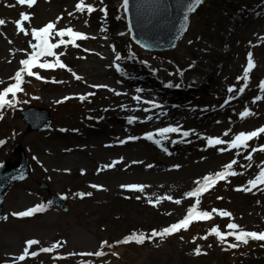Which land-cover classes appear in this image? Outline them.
<instances>
[{"label":"bare ground","instance_id":"6f19581e","mask_svg":"<svg viewBox=\"0 0 264 264\" xmlns=\"http://www.w3.org/2000/svg\"><path fill=\"white\" fill-rule=\"evenodd\" d=\"M50 1L62 4L65 0H37L31 9L27 5L16 4V0H0V20L5 21L3 25H0V52L3 50L5 53V57L0 58V73H2L0 82L10 80L9 78L13 75L10 74L9 69L20 63L21 59L26 58L24 50L31 51L28 43L30 35L18 34L15 27L20 13L23 11L31 16L30 23L25 22L30 33L33 27L40 28L44 22L56 21V19L50 18V6L45 4L39 6L40 9L37 11L30 13L39 5L38 3L45 2L47 4ZM114 1L117 5L114 4ZM239 1L236 4L235 0H221L216 9H213L217 14L210 16L209 20L215 18L217 21L218 11L224 14V23L220 25L218 35H212L209 29L213 22L208 21L204 27L203 35L191 43L188 42L186 50L190 51L189 49L193 47L194 50L191 52L194 53V56H190L186 61L180 60L181 68L178 75L173 76V79L175 83L179 82L182 88L173 93H170L169 89H163L156 79L157 75L152 74L146 65H142V62L137 58L138 52L134 51L129 54L124 41L125 37L120 35L122 20L115 16L116 12L123 13L121 0H103V3L100 0H88L96 8V11L87 16V26L85 25L86 20H77L80 18H73L65 23L60 21L57 27H71L74 31L84 33L90 38L77 41L79 44H84L81 47L82 53L77 58V60L85 62L84 66L79 67L81 79L77 80L72 75L73 77L68 80H61L57 86L61 96L57 100H50V104H57L65 94L82 92L77 91L79 87L107 85V88L92 87L100 95L103 94L100 110L106 114V118L103 116L102 119L96 120L98 126H93L92 129L73 127L66 131L56 127L44 136L35 137V142H32L30 150L32 161L45 165L44 174L50 179L61 175L70 176L73 174L77 176L74 184L80 186V189L76 193L91 192L92 195L88 197H97L102 201L106 197H127V200H133L137 204L149 199H156L158 196L174 197L173 194L179 195V191H169L168 189L170 187L177 189L190 184L191 178L195 174L203 175L202 178L208 175V171L204 169L208 164L204 163L209 154L211 153L209 158L212 155L219 154L220 156L223 153L217 151V148H226L227 146L222 144L216 148L208 147L206 140L202 137H219L222 140H230L231 136L233 137L244 129L248 130L254 127L253 130H255L264 126V99L250 106L249 110L253 115L243 120L239 116L241 113L239 110L247 104L249 96H253L254 92H260L257 87L260 80L253 81L252 79L251 87L248 89L246 86L242 95L238 91L235 94H229L227 90H223L222 101L230 96H234V98L228 104H223L221 108L218 107V103L214 104L212 109L215 111V115L206 110L195 114L186 111L185 114L180 115L181 112H173L169 106L174 104L175 107L181 108L187 99H192L189 97L192 94H197L198 97L202 93L206 94L208 90L206 87L209 83H213L216 78L223 76L229 70L237 56V49L240 47L246 48L256 55V65L252 75L262 72L264 69V40L260 38L264 37V32H260V26L261 23L264 25V0ZM103 7L107 8L106 17L100 11ZM227 7L232 8L234 13L227 14ZM101 28L106 31L101 32ZM91 37H95V39ZM64 39L68 40V37ZM113 45L116 51L124 57L121 61L115 62L124 69L123 72L118 73L113 66L115 60L111 47ZM66 48L73 47L71 44H68L67 47L63 45L60 47L62 50ZM85 49L89 51H85ZM56 50L58 51L59 48ZM62 50L60 51L63 52ZM43 59L41 58V60ZM261 75L263 74L261 73ZM86 78L88 82L84 81ZM242 79L243 77L241 82ZM262 80H264V76ZM136 81L149 83L150 91L142 88V92H136V89L139 88ZM108 88L114 91H108ZM117 92L121 94L116 95ZM257 95L264 96V93ZM133 96H140L141 100L137 102L133 100ZM148 98L152 101H163L162 107L150 108V105L143 103ZM38 101L44 103L46 100L41 97L38 98ZM144 108H150V110L145 112L142 110ZM106 109L107 111H105ZM221 114L222 116L216 121L211 120ZM129 116L136 118L134 123L128 124ZM148 117H151V120H148ZM234 125L237 126L236 129L240 130H232ZM167 126H182L183 130H188L191 134L187 138L173 134L172 136H176L177 143H171L170 138L163 140L160 146L143 138L146 132L155 133L157 129ZM14 127L18 129V135L25 143L30 144L22 125L15 122ZM225 127L228 128V131L230 130L228 136L223 135ZM131 136L138 137V139L128 140L127 138ZM120 140L126 142L120 144ZM248 143L250 147L244 149V156L251 152V148H259L264 143V134H261L259 139H253ZM227 152L233 153L234 150ZM39 154L41 158H38ZM252 155L253 157L258 156L252 162V165L257 168L256 165L264 161V156L261 157L264 152L257 151ZM114 161H120V163L111 168L104 167ZM134 161L138 163H134ZM149 164L152 167H147ZM174 165H180L179 169H175ZM82 170L84 174H81ZM131 184L146 185L147 187L143 192L128 191L121 187ZM90 185L102 187L92 188ZM255 191L258 194V201L249 204L248 215L257 221L260 215L256 216V211L264 210V186H258ZM186 192L184 190L182 195ZM137 196L140 199H137ZM28 208L29 206L23 207L16 213ZM11 216L18 222L24 219L14 217L12 214ZM34 217L35 215L23 223L33 222L31 220H34ZM261 222L264 223L263 219ZM45 223L49 224L47 221ZM35 227L36 225H31L26 229ZM79 234H81L79 231L73 232L74 236H81Z\"/></svg>","mask_w":264,"mask_h":264},{"label":"rangeland","instance_id":"374dc122","mask_svg":"<svg viewBox=\"0 0 264 264\" xmlns=\"http://www.w3.org/2000/svg\"><path fill=\"white\" fill-rule=\"evenodd\" d=\"M220 1L221 0H204V3L200 5L190 17L188 28L184 32L183 37L177 42L175 49L165 50L164 52L152 53L136 47L130 40V37L127 39L125 36V31L127 30V17L124 13V9L122 15L120 12H116L115 16L119 17L121 20L124 18V20H122L121 33H124L122 37H125L124 41L128 52L132 53L134 50H137V58L139 61L143 62L142 65L145 66L146 64L153 72L158 70V79L161 81L162 87L170 91H177V88L174 86L165 87V84L168 83L173 85L176 84L169 75L170 73L175 74L180 70V66L182 65L180 60L186 61L190 56H194V53L191 52L194 48H190V51L186 50L187 44L189 41H195L200 35H203L204 27L208 21L213 22L212 27L209 29L212 35H218V32H220V25L224 23V14L218 11L219 15L217 21H215V18L209 20V17L215 15L216 12H214L213 9H216ZM235 2L238 4L240 1L235 0ZM76 3L77 0H65L62 4L54 1H50L47 4L42 2L38 3L39 5L37 4L38 6L30 13L37 11L40 9L39 6L45 4L50 6V18L56 19L55 17L57 16L63 17L61 23L68 22L73 18H80L77 20H87V13L81 14L75 11ZM86 4L89 3L86 2ZM114 4L117 5L116 2ZM225 7L224 5V8ZM69 12H72L73 15L69 16ZM228 13H234V10L227 7V14ZM261 31L264 32V25L262 23L260 26V32ZM94 33H97V31H94ZM79 47L82 46L79 45ZM248 52L246 48H238L234 63L223 76L216 78L213 83H209L206 87V90L208 89L206 94L202 93L199 97L197 94H192V99H188V104H184L183 107L178 110L173 107L172 110L174 112H182L183 109L187 107L191 113H195L199 109L204 110L206 105L210 106L212 109L214 104H219L221 102L223 90H227L230 86H235L237 89L238 86H245V81L242 79L241 82L240 80L243 77V68L247 64ZM65 53L64 61L68 62V69L77 72V75L81 74L79 67L84 66L85 62L77 60V57L82 52L80 50L66 49ZM252 54L255 63L256 55L253 52ZM3 56L5 57V53L1 50L0 58ZM19 68L20 66L16 64L13 65V68L9 69L10 74L12 72L14 76ZM135 71L138 72V70ZM261 73L263 75H261ZM261 73L252 75L253 69L251 70L249 74L250 79L247 81L248 89L251 87L252 79L253 81L256 79L262 80L264 69ZM63 76H66V79L70 77L66 71L58 70L57 76L54 79L55 82L48 81L49 83L45 85L35 79L34 76L28 77L24 82V91L20 93L21 97L19 100L24 101L23 98L25 95V100H27L28 103H21L19 107L24 108L26 105H31L44 107L49 110L52 121L50 124L51 128L48 130L38 132L29 131L27 124H25L23 118H21L19 112H15L12 115L10 110L0 109V115L3 116V118L0 119V140L4 141V144L0 145V163L7 159L14 160L15 156L12 150L16 145H20L32 169V173L27 179L14 184L5 193L2 206L4 216L7 217V219L0 223V264H49L54 260H59L62 264H101L98 257H82L76 254L94 253L97 250H101L100 244L102 241H108L109 244L112 245V247L106 246L102 249L103 252L105 249H116L119 245L117 241L123 240L124 237L133 232L143 233L147 236L153 229L160 230L163 227L178 222L186 215L187 209L195 203V198H185L182 193L184 190L190 191L196 187L194 181L202 180L203 175L195 174L191 178L190 184L177 189L173 187L168 189L169 191L177 190L180 192L179 195L173 194L174 197H172L173 201L176 199L181 200L180 205H176L172 201L161 200L156 206H153L152 202L156 201L158 197L164 196H158L156 199H149L139 204L135 203L133 200H127L125 197L118 196L113 198L106 197L103 201L97 199V197L91 198L85 196L84 198H80L76 195V191L80 189V186L74 184L77 176L73 174L70 176L61 175L55 179L47 177L43 171L46 166L42 164L35 165L30 159L32 142H35L34 138L52 132L56 129V126L59 125L68 127V131L71 127L92 128V126L96 125L93 124L94 121H88V119L85 118V114L89 115V117H92L94 120L101 119L104 115L103 111L101 112L100 110L101 97L103 94L100 95V98L99 95L97 98L96 95L89 96L88 93L93 92L88 87H79L77 90L78 92L82 91L81 93L84 94H70L74 95L75 98H71L58 106L51 105L50 100H57L58 97L61 96L57 88V83L60 82ZM84 80L88 82L87 78ZM11 81L12 80L4 81L0 85V90L7 87ZM12 83H14V81ZM136 83L139 84L140 89L144 86L149 89L148 84L145 82L136 81ZM258 93L264 92H254L253 96H249L247 104L243 105L239 112L244 111L245 108L250 109V106H253L252 101ZM81 95L85 96V100L92 99L94 103L92 104L85 100H79ZM9 97L11 98V95H9ZM33 97H42V99L46 101L40 103L37 100L35 101ZM160 103L162 102L160 101ZM223 104L224 103L221 105ZM221 105L217 106L221 108ZM169 107L171 108L172 105ZM213 112L215 113L214 110ZM214 113L212 115H215ZM221 116L222 114L213 117L211 120L216 121ZM15 122H19L22 125L27 139L31 142V146H29V143H25L18 135V129L14 127ZM236 127L237 126L234 125L232 130H240L236 129ZM52 128L54 129L51 131ZM253 128L248 130L253 131ZM248 130L244 129L243 132ZM225 131H228L227 127L224 128V132ZM215 135H218V133H215ZM262 145H264V143ZM244 152V149H242L241 156V154L236 155V150H234L233 153L224 151L220 156L219 154L217 156L212 155V157L209 158L211 155L210 153L208 159L204 163H207L209 166L206 165V168H204L208 171L207 174L214 175L216 171L223 170V166L232 159L236 158L238 161L237 165H234V168L236 171L244 174L229 177V182L220 181L214 186L210 184L209 188L202 193L200 197L201 203L198 206L199 209L209 212H211L213 208L227 210L232 213L234 220L230 221L227 217L221 218L218 214L213 213L212 218L209 220H194L190 223V225L197 223V232H195L196 230L190 232L189 230L182 229L173 234L177 236H166L163 240L156 237L153 239H146L143 244H136L134 242L125 244L127 246L121 249L117 248L119 249V256L115 264H264V241L250 239L247 244L241 243L239 247L234 249L230 248L232 251H229L227 244L235 243L231 236L227 238V242L224 244H221L214 236H209L211 240L200 239V237L204 236L208 230L214 226H219L221 231H225L226 225L229 222L237 223L243 230L264 232V223L261 222V219L264 221V210L256 211L255 215H260L257 221L248 215V210L250 209V207H248L249 204L258 201V194L257 191H255L258 187L253 188L251 192H237L233 190L238 186L245 185L247 181L254 178L259 171V169L254 166L251 168L240 167V165H247L249 163L244 159L246 156H244ZM263 156L264 155H261V157ZM39 157L41 158L40 154L38 155V158ZM257 157L258 156L253 157V160L257 159ZM195 177L196 179H194ZM40 181L46 182L50 192L53 194L65 197L64 199L68 205L66 211L62 212L49 205L48 194L39 187ZM217 197H222L223 199H217ZM38 204H43L45 206L44 210L34 214L35 217L34 220H31L33 221L31 223H23L27 221L26 219L18 222L11 216L12 213H16L23 207L36 206ZM45 221L49 224L45 223ZM31 225H36V227L33 229H26ZM75 231L81 232V234H79L81 236H74L73 232ZM28 239H36L39 241V244L32 246L29 252L38 251L42 247H51V245L57 241L66 243L53 252H40L39 255L35 257L29 255L23 262L14 260L15 257L23 253L25 242ZM209 245H211V247H209ZM197 246L201 249L200 255L194 254V250ZM244 247L246 248L244 249ZM223 251L225 252L223 253ZM239 251H241L240 254ZM235 255L237 256L235 257Z\"/></svg>","mask_w":264,"mask_h":264},{"label":"snow or ice","instance_id":"6c2138e0","mask_svg":"<svg viewBox=\"0 0 264 264\" xmlns=\"http://www.w3.org/2000/svg\"><path fill=\"white\" fill-rule=\"evenodd\" d=\"M37 0H16V4L20 6L27 5L29 9H31L35 4ZM101 3H103V0H100ZM128 3L129 0H123V8L125 10L128 9ZM203 3V0H187V2L184 4V19L187 21L189 19V13H192L196 10V8ZM75 11L81 14H84L85 12L89 15H91L94 11H96V8L91 5V4H86L85 0H77V3L75 4ZM102 13H104L105 17L107 16V8L103 7L100 9ZM69 16H72L73 13L69 12ZM119 19V17H117ZM63 19V17H57L56 21L48 22L44 26L40 28H31V31L29 33L28 28L25 26V22L30 23L31 21V16L28 13L21 12L20 13V18L15 22V27L17 29L18 34L22 33L25 36L30 35V40H29V48L31 51L29 52L28 50H24L25 56L27 58H23L20 60V68L15 72L13 77H10V80H13L14 83L9 84V86L4 87L2 90H0V109H3L5 106L7 107H15L17 100V93L23 92L24 89L22 85L25 82V76L27 77H35L37 80L43 79L39 74L33 72V68H40V69H55L56 67H59L61 69H65L67 66L61 62L60 56L64 55V52H59L56 53L54 50L60 48L62 45L64 47H67L68 44H71L73 47H78L76 44V41L78 40H86L89 39L86 34L81 33L79 31H74L71 27H66L64 29H58L57 24ZM5 21L0 20V25H3ZM87 20L85 21V25L87 26ZM106 31V29L101 28V32ZM120 35H124V33H120ZM56 37H59L58 40H56ZM68 37V40H65L64 38ZM92 39H95V37H91ZM261 40H264V37L260 38ZM34 41V42H33ZM55 41V42H53ZM9 43H12V41H9ZM191 43V41H189ZM112 51L114 53V64L113 66L115 67V70L119 72H123L124 69L115 62L121 61L124 59V57L121 56L120 53L116 51L115 46H111ZM85 51H89L85 49ZM55 56V61L54 62H49L47 60H43L41 62V58L44 57H53ZM103 58V57H102ZM143 63V62H142ZM191 67V65H189ZM255 67V63L253 60V54L252 52H248L247 54V64L243 68V80L245 81V86L244 87H239L238 89L235 86H230L227 89V92L229 94H235L237 91L239 94H243L245 91V87L247 86V81L250 79V72L251 70ZM68 71H71V69H68ZM183 73L181 72V75ZM73 75H75L73 73ZM171 75V73H170ZM77 80L81 79L79 76L75 77ZM240 79V78H238ZM55 82V81H54ZM3 83V82H0ZM176 87L179 88L181 85L180 84H165V87ZM92 87L95 88H107V85H93ZM258 89L260 92H264V80H261L258 83ZM108 91H114L111 88H108ZM136 92H142V89H136ZM26 94V93H25ZM116 95H120L121 93L117 92L115 93ZM9 95H11V99H8ZM89 96L95 95V93H88ZM133 100L139 102L141 100L140 96H133ZM234 98V96H230L229 98L225 99L224 104H228L230 100ZM33 99H37V97H33ZM65 100L69 99L68 97L64 98ZM264 99V96L257 95L254 97L252 103H256L257 101H260ZM79 100L84 101L85 96L81 95L79 97ZM21 103H28L27 100L20 101ZM61 101H58L60 103ZM143 103L150 105V108H156L160 107V105L156 104L154 101H148L145 100ZM223 107V105H221ZM123 107V106H122ZM150 108H144L142 109L143 111L147 112L150 110ZM107 111V109L105 110ZM253 115V113L250 112L249 109L245 108L244 111H242L239 116L240 119H246L247 117ZM3 116L0 115V119H2ZM89 119H92V117H88ZM136 118L129 116L127 118L128 124L134 123ZM148 120H151V117L147 118ZM217 123H220V121H217ZM230 131V130H229ZM229 131H225L223 133L224 136L229 135ZM175 134L178 135L182 138H187L191 134L190 131L188 130H183L182 126H167V127H161L156 130L155 133L153 132H146L144 134V139L156 144L157 146H160L162 141L165 139H170V137ZM261 134H264V126H261L253 131L249 132H239L238 134H235L230 140H222L219 137H202V139L206 140L207 146L216 148V146L219 145H226V148H217V151L223 153L224 151H232L236 150V155H240V149H247L250 147L249 141L253 139H259L261 137ZM158 137V138H157ZM128 140H136L138 137L131 136L127 138ZM126 141L125 140H120V144H124ZM171 143L175 144L178 141L175 139L170 140ZM182 142V141H181ZM4 144L3 140H0V145ZM166 151V149H164ZM257 151L259 152H264V145H260L259 148H251V152H249L244 159H246L249 163L247 165H240L242 168H251L252 165V160H253V153H256ZM120 163V161H114L112 164L105 165V168H111L114 167L115 164ZM134 163H138L134 161ZM238 161L236 159H232L230 162L226 163L223 166V170L216 171L214 175H205L202 180H195L194 184L196 187H194L192 190L187 191L184 196L185 198H195V203L190 206L187 209L186 215L180 219L176 223H172L171 225L167 227H163L160 230L153 229L149 235H145L143 233H136L133 232L130 235L126 236L123 238L121 241H117L118 244H128V243H136V244H143L146 239H153L156 237H159L161 240H163L166 236L173 235L180 230H187L190 223H192L194 220L196 221H206L212 218L213 213L218 214L221 218H229V220H234V217L232 216V213H230L227 210L223 209H216L213 208L211 212L207 210H202L199 209V205L201 203L200 197L203 192H205L208 188L209 185H215L216 183L220 181H225L229 182L228 178L237 176V175H243L244 173L238 172L235 170L234 165H237ZM147 167H152L151 164L147 165ZM175 169H179L180 165H174L173 166ZM256 167L259 169L257 174L255 175L254 178L249 179L245 185L238 186L234 188V191L237 192H251L253 188H256L258 186H264V161H261ZM99 171V169H98ZM83 173V170L81 172ZM92 188H101L102 186L98 185H90ZM122 188L127 189L128 191H136V192H143L144 188L147 187L146 185H136V184H131V185H122ZM76 195L80 198H84L85 196H91V192H78ZM65 197H61V199H64ZM127 198V197H126ZM137 199H140L139 196H137ZM217 199H223L222 197H217ZM161 200H168L172 201L176 205L181 204V200L176 199L173 201V198L171 196H164V197H158L156 201L152 202L153 206H156ZM44 205L43 204H38L36 206H33L31 208H28L24 211H20L18 213H12L14 217H19V218H26V217H31L34 214L41 212L44 210ZM7 217L0 216V220H6ZM209 236H214L221 244H224L227 242V238L229 236L233 237L235 243H228L227 247L228 248H237L241 243L247 244L249 240H255V241H264V232H256V231H247L243 230L237 223L235 222H229L226 225L225 231H221L219 226H214L208 232L200 237V239L207 240ZM195 240V238H194ZM66 242H61L57 241L56 243H53L51 247H42L38 251H31L29 250L32 248L34 245H38L39 241L36 239H29L25 242V247L23 250V253L19 255L18 257H15L14 260H18L20 262L25 261L28 256L35 257L39 255L40 252L43 253H49L53 252L59 247H62L63 244ZM112 247V245L109 244L108 241H102L100 244V249L97 250L94 253H79L76 255H80L82 257H87V256H95V257H102L105 253L102 251L105 247ZM211 247V245H209ZM194 254L200 255L201 254V249L199 246H197L194 250ZM115 255V253H113ZM55 258V257H54Z\"/></svg>","mask_w":264,"mask_h":264},{"label":"water","instance_id":"95a60500","mask_svg":"<svg viewBox=\"0 0 264 264\" xmlns=\"http://www.w3.org/2000/svg\"><path fill=\"white\" fill-rule=\"evenodd\" d=\"M186 2L187 0H129L127 15L135 42L140 47L150 50H159L166 43V47L173 48L188 24V20L184 19ZM192 13H189V16ZM29 122L30 126L33 125L30 120ZM48 123L49 119L38 128L46 129ZM31 129L37 128L33 125ZM20 177L16 176L15 166L6 163L0 167V204L2 193Z\"/></svg>","mask_w":264,"mask_h":264}]
</instances>
